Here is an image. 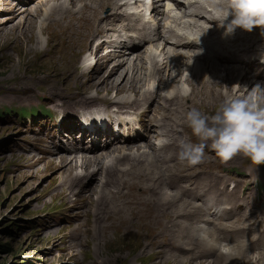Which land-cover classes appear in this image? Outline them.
<instances>
[{
    "label": "bare ground",
    "instance_id": "obj_1",
    "mask_svg": "<svg viewBox=\"0 0 264 264\" xmlns=\"http://www.w3.org/2000/svg\"><path fill=\"white\" fill-rule=\"evenodd\" d=\"M32 1L21 0L25 6L22 8L12 4L4 24L18 15H29L12 29L23 27L42 6L56 2L60 14L50 24L63 30L67 40L77 41L81 48L86 46L88 57L96 59L95 68L105 69L102 77H106L99 78L94 89L100 91L106 86L109 92L92 95L76 85L64 89L53 85L43 89L28 85L11 88V101L29 102L33 97L44 101L42 96L49 98H45L46 103L62 100L57 106L63 114L71 113L74 119H84L81 122L90 130L94 128L93 132L78 127L70 132L64 130L68 135H58V145L45 149L49 157L35 160L44 162V167L54 164L59 170V181L66 178L52 196L67 203L74 197L69 210L77 225L86 224L84 220L94 209V204L84 205L82 199H77V194L89 189V179L95 186L85 197L95 195L96 200L100 197L109 205V213L95 214L97 222L92 229L72 235L74 245L89 231L98 242L113 234L135 237L133 232H139L148 237L144 242L147 255L160 264H264V199L255 206L250 202L249 191L238 198L239 181L225 175L226 171L212 159L217 156L212 148L195 165L178 159L181 140L210 146V141H201L188 127L185 114L189 109L195 107L204 113L207 108L217 107L225 94L248 95L253 84L264 89L262 77L259 82H242L244 76L257 70L256 62L258 67L262 65L238 44L250 36L248 32L225 35L219 26L218 11L225 0H167L171 8L153 24L143 18L142 7L145 4L148 10L151 8L149 13L155 10L158 15L154 5L161 0H40L31 8L28 4ZM132 6L136 10H130ZM108 7L124 11L108 17L103 13ZM167 20L173 25L167 26ZM180 26L187 31L181 32ZM39 35H46L50 41L52 34L41 23L23 42L27 46L35 41L39 51H43ZM192 36H199L201 46ZM157 42V51L143 50L147 44L154 47ZM255 43L259 42L252 44ZM50 46L53 48L47 51L51 52L49 57L53 61L63 59L65 51L60 44ZM106 62V67L101 64ZM122 65L125 68L118 71ZM85 68L77 74L82 83L91 79ZM129 88V92H120ZM113 90L116 91L111 93ZM98 122L106 127L105 131L98 128ZM114 125L124 129L125 137H120L119 130H112ZM60 142L66 146H60ZM222 161L244 162L236 156ZM118 162L128 163V168H117ZM109 171L116 172L102 176ZM130 173L134 174L122 177ZM258 173L264 175V167ZM239 175L244 176L236 174ZM230 182L233 186L228 189Z\"/></svg>",
    "mask_w": 264,
    "mask_h": 264
},
{
    "label": "rangeland",
    "instance_id": "obj_2",
    "mask_svg": "<svg viewBox=\"0 0 264 264\" xmlns=\"http://www.w3.org/2000/svg\"><path fill=\"white\" fill-rule=\"evenodd\" d=\"M39 1L33 0L28 5L32 8ZM180 1L187 2V0ZM12 4L18 5L20 8L25 7L21 0H0V264H160L153 259L152 255L149 253L147 255L145 247L148 240L147 235L144 236L139 232L134 234L132 229L131 231L135 237L122 235L123 233L113 234L104 242L103 240L100 242L95 241L92 231H89L84 239L74 245V241L71 239L72 235L89 227L92 229L93 224L97 222L95 214L102 216L107 212L109 213V205L104 202L106 200L101 202L100 197L96 200L95 195V197H85L87 192L95 186L93 180L88 178L87 185L89 189L77 194V199H82L85 202L84 205L94 204L92 206L94 213L92 210L91 213H88L91 216H87L84 220L86 224L77 225L76 218L69 210V205L72 204L74 197H71L69 203H67L58 197L52 196L55 190L61 187L62 182L67 181L66 178L62 177L63 179L59 181L57 179L59 170L54 168V164L53 166L46 165L44 167V162L36 163L35 160L44 156L49 157L45 153V149L58 145V135H68L64 134L62 129L71 131L74 126H85L81 122L84 119H74L71 113L63 114L57 106L62 100L46 103L45 98L49 99L47 96H42L44 101L37 97L23 103L11 101L13 93L11 88L14 85H28L43 89L42 87H45V85H53L56 88L64 89L76 85L78 89L90 92L92 95L107 94L109 92L106 86L100 91H95L93 86L103 76L105 69L95 68L96 59L88 57V53L86 54L85 51L86 46L81 48L77 41L67 40L63 30L50 24V21L60 14L59 4H56V2L45 4L35 13L34 17L30 18L27 24L25 23L26 25L24 24L23 27L15 29H12V26L15 27L17 23L23 22V17H29V15H18L13 20L8 21L7 25L4 24L9 14H11L10 6ZM154 6L159 11L158 15L155 14V10L149 13L150 10L147 9L145 4L142 7L143 18L152 24L171 8V3L167 0H161ZM131 9L134 10L135 6H132ZM123 11L120 9L114 11L109 7L103 9V13L108 17L116 13L119 15ZM175 14L179 15V12H175ZM185 20L187 19L185 18ZM41 23L45 27L47 26L52 34L50 41L46 35H39L43 51H39L35 41L27 46L23 42V39L29 37ZM165 24L167 26L173 25L170 20H167ZM179 30L181 32L187 31L182 26ZM262 34L257 32L256 35L246 36L245 40L241 39L238 42L240 47L250 51L256 61L259 60V53L264 50V46L261 44L263 42L252 43L259 40ZM238 36L240 35L238 34ZM102 39L103 37L100 38V40ZM196 42L197 45H200L199 41L196 40ZM58 44L65 51L61 56L63 59L59 58L53 61L49 57L51 52L47 53V51L49 48H53L50 45L56 46ZM157 48L160 49V43L158 42L154 47L147 44L143 50L149 52L155 49L157 51ZM103 50L100 52L101 55H103ZM101 64L106 67L108 62ZM85 66L87 75L90 74L91 79L86 83H82L81 80H78L77 74H80L82 72L81 68ZM123 68H125L124 65L120 66L118 71L123 70ZM73 71L74 74H72ZM67 75L70 76V79H67ZM252 75L254 79L248 74L249 78L244 76L242 82L244 83L249 79L256 82L260 81L256 71ZM133 77H135L134 74ZM254 86L253 84L251 88H254ZM115 91L113 90L111 93ZM123 91L129 92L130 88L120 92L125 93ZM53 103L56 107H53ZM216 108H207L204 114H211ZM37 109H41L39 110L42 112L40 115L37 113ZM31 112L36 116L31 118L29 116ZM22 115H27V118H21ZM95 118L98 119V116L96 115ZM97 124L98 128L103 127L102 123L98 122ZM119 131L125 132L122 127H119ZM120 135L122 136L121 133ZM75 136V140L78 141L77 133H75ZM61 140H64L63 137H61ZM83 142V146L88 145L86 139ZM59 144L60 146H66L63 142ZM98 144L100 145L101 142ZM204 149V153H207L211 150V147L206 146ZM116 155L118 154L113 153V156L116 157ZM234 156L244 160V162L240 164L224 163L218 156H212V159L219 164L221 170L226 171L227 175H238L239 172L245 175L249 174L248 176H236L240 183L239 193L245 195L247 188L251 193L250 202L256 205L264 199V195L258 196L257 194L260 184H264V175L258 173V170L264 167V163L256 165L246 156L241 154ZM110 161L116 160L112 159ZM111 165L112 163L109 166ZM117 168L127 169L128 163L118 162ZM113 172L116 171L103 173L102 176L110 175ZM132 174L134 173L122 177ZM229 187L231 189L232 185L230 184ZM238 198L241 199L242 195L238 194ZM97 210L99 211L96 213ZM127 222L130 226L132 225V222ZM139 226L144 230L142 223H139ZM258 229L260 230L261 227ZM251 262V264H255L254 261ZM180 263L183 262L180 261ZM180 263L175 262L174 264Z\"/></svg>",
    "mask_w": 264,
    "mask_h": 264
},
{
    "label": "clouds",
    "instance_id": "obj_3",
    "mask_svg": "<svg viewBox=\"0 0 264 264\" xmlns=\"http://www.w3.org/2000/svg\"><path fill=\"white\" fill-rule=\"evenodd\" d=\"M218 20L225 35L237 27L246 31L264 28V0H225L218 11ZM185 120L193 135L201 141H210L219 158L227 160L241 154L256 165L264 163V89L260 84L248 95L225 94L211 114L193 107L186 112ZM204 148V143L181 140L178 159L195 165L203 159Z\"/></svg>",
    "mask_w": 264,
    "mask_h": 264
},
{
    "label": "trees",
    "instance_id": "obj_4",
    "mask_svg": "<svg viewBox=\"0 0 264 264\" xmlns=\"http://www.w3.org/2000/svg\"><path fill=\"white\" fill-rule=\"evenodd\" d=\"M33 114V113H32ZM4 248V247H3Z\"/></svg>",
    "mask_w": 264,
    "mask_h": 264
}]
</instances>
